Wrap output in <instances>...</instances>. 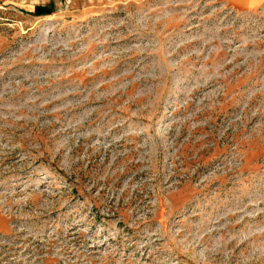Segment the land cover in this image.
<instances>
[{
    "label": "rangeland",
    "instance_id": "374dc122",
    "mask_svg": "<svg viewBox=\"0 0 264 264\" xmlns=\"http://www.w3.org/2000/svg\"><path fill=\"white\" fill-rule=\"evenodd\" d=\"M0 264H264V6L0 0Z\"/></svg>",
    "mask_w": 264,
    "mask_h": 264
},
{
    "label": "crops",
    "instance_id": "0c3cea01",
    "mask_svg": "<svg viewBox=\"0 0 264 264\" xmlns=\"http://www.w3.org/2000/svg\"><path fill=\"white\" fill-rule=\"evenodd\" d=\"M237 10L257 9L264 6V0H219Z\"/></svg>",
    "mask_w": 264,
    "mask_h": 264
},
{
    "label": "trees",
    "instance_id": "16d2710c",
    "mask_svg": "<svg viewBox=\"0 0 264 264\" xmlns=\"http://www.w3.org/2000/svg\"><path fill=\"white\" fill-rule=\"evenodd\" d=\"M44 12V9L43 8H40V7H36L33 11H32V14H40Z\"/></svg>",
    "mask_w": 264,
    "mask_h": 264
}]
</instances>
